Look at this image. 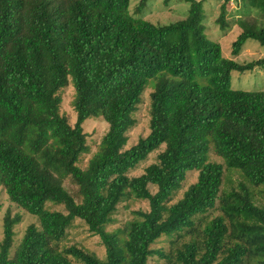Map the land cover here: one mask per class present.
I'll return each mask as SVG.
<instances>
[{
	"label": "trees",
	"instance_id": "1",
	"mask_svg": "<svg viewBox=\"0 0 264 264\" xmlns=\"http://www.w3.org/2000/svg\"><path fill=\"white\" fill-rule=\"evenodd\" d=\"M186 1L183 19L157 25L132 19L130 0H0V187L39 220L11 254L20 216L5 214L0 264H146L151 256L165 257L154 243L178 237L196 215L220 203L223 167L209 160L211 151L250 185H264V90L231 88L233 71L264 69V56L237 60L247 40L264 48V13L238 17L241 31L226 57L205 33L203 0ZM220 1L217 22L224 28L228 0ZM247 1L264 12V0ZM150 79V131L124 148ZM69 82L73 125L59 111ZM90 117L108 127L80 166L89 150L82 123ZM162 142L157 162L128 176ZM190 171H197L195 182L164 209ZM67 178L74 192L64 186ZM249 184L223 205L228 221L219 216L205 228L202 247L185 244L181 264H240L248 252L243 237L264 252V203ZM132 194L148 208L107 230ZM47 202L62 210L47 209ZM75 218L100 238L103 259L77 245L60 246ZM227 232L235 237L228 246Z\"/></svg>",
	"mask_w": 264,
	"mask_h": 264
},
{
	"label": "rangeland",
	"instance_id": "2",
	"mask_svg": "<svg viewBox=\"0 0 264 264\" xmlns=\"http://www.w3.org/2000/svg\"><path fill=\"white\" fill-rule=\"evenodd\" d=\"M220 0H203V24L205 26V33L207 36L221 45L223 56L230 57L231 43L240 33L241 28L237 23V19L242 14L251 16H263V11L260 8L252 7L247 0H228L227 8L225 10V17L227 26L222 28L217 22L220 14ZM140 0H130L128 7V14L132 19H145L154 24L162 25L175 22L183 19L187 15L189 2L186 0H171L167 3L164 0H147L143 6H139ZM248 17V16H247ZM264 56V48L255 40H247L241 50L237 60L251 61ZM154 88V79L147 81L146 87L142 93L141 101L133 113L132 121L125 132V147L130 148L139 138L145 137L150 131V93ZM231 88L234 90H264V69H254L252 71L239 72L233 71L231 74ZM61 103L59 111L66 116L68 122L73 125L76 119V112L74 110V88L72 83L60 91ZM82 127L87 134V143L89 150L81 156L79 162L80 166H85L89 158H91L100 143L101 137L107 130L108 124L98 117L87 118ZM166 143L162 142L147 156V158L139 162L134 168H130L128 176H137L145 172V169L157 162V155L165 149ZM209 160L222 164L223 178L219 192V201L215 207L199 213L194 217L193 226L191 229H183L178 237L167 239L161 237L158 242L153 244V247L161 248L166 254L165 257L151 256L148 258L146 264H181L178 260L179 252L185 250V244L195 242L199 247H202L205 240L204 230L214 218L223 216L228 221V215L223 212V205L234 200V191L241 192V184H249L241 170L235 167H226L222 158L215 155L212 151L209 154ZM197 171H190L187 173L185 180L182 182L172 198L165 203L164 209L172 203L177 202L188 189V186L195 182ZM250 185V184H249ZM64 186L71 192H74L75 186L67 178L64 181ZM255 189L256 202L264 203V192L259 191L263 189L264 185L259 186L250 185ZM151 190L155 188L149 186ZM0 242L3 237V218L7 212L11 216H20V221L14 227L13 244L11 247V254L20 242L26 227L29 224L39 225L38 217L27 212L15 203H12L5 190L0 187ZM45 207L50 210H62L58 204L47 202ZM148 202L136 198L134 194L121 202L117 206V210L113 215V222L107 226V230H114L121 227L127 220L136 218L138 210H146ZM231 232V231H229ZM227 232L225 235V245H231L235 241V237ZM252 238H242V242L248 249L247 254L243 257L240 264H261L260 260L264 259V252L258 251L256 244ZM77 245L84 250L96 254L100 259L105 256V248L100 238L88 230L87 225L83 220L75 218L68 228L66 238L61 242L60 246ZM73 260V259H72Z\"/></svg>",
	"mask_w": 264,
	"mask_h": 264
}]
</instances>
